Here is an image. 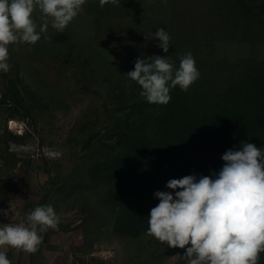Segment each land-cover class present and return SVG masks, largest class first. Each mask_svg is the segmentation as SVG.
Masks as SVG:
<instances>
[{"label":"rangeland","instance_id":"rangeland-1","mask_svg":"<svg viewBox=\"0 0 264 264\" xmlns=\"http://www.w3.org/2000/svg\"><path fill=\"white\" fill-rule=\"evenodd\" d=\"M41 16L32 14L37 31ZM161 27L167 53L148 39ZM188 52L199 79L187 92L172 88L167 104L148 103L126 75L138 58L167 57L178 68ZM8 64L0 71V209L8 212L0 224L50 205L58 226L41 233L43 242L73 264H187L185 249L147 234L154 193L170 190L128 158L173 155L161 139L167 119L171 134L213 144L206 122L229 116L234 92L264 75V0H86L62 32L49 19L36 44L10 45Z\"/></svg>","mask_w":264,"mask_h":264},{"label":"clouds","instance_id":"clouds-1","mask_svg":"<svg viewBox=\"0 0 264 264\" xmlns=\"http://www.w3.org/2000/svg\"><path fill=\"white\" fill-rule=\"evenodd\" d=\"M85 3L0 0V71H9L10 45L36 44L49 19L62 32ZM106 3L118 5L119 0H100L101 6ZM37 9L43 20L39 31L32 18ZM148 39H158L157 46L168 52L171 37L164 28L148 34ZM126 75L140 86V95L148 103L167 104L172 88L187 92L200 72L188 52L180 57L178 68L167 57L138 58ZM221 159L224 163L218 172L170 179L166 188L171 191L154 193L159 203L148 215L147 234L167 247L185 249L182 257L187 264H258L264 252V149L241 141L239 150H226ZM0 213L8 215L3 209ZM57 226L54 208L37 206L24 222L0 224V249L8 246L34 254L43 242L41 233ZM0 264H12L4 250H0Z\"/></svg>","mask_w":264,"mask_h":264},{"label":"trees","instance_id":"trees-1","mask_svg":"<svg viewBox=\"0 0 264 264\" xmlns=\"http://www.w3.org/2000/svg\"><path fill=\"white\" fill-rule=\"evenodd\" d=\"M226 109L229 110V116L220 115L217 122L209 125V121L206 122V128L217 132V135H211L213 144L210 141L201 143L195 138L186 139L171 134L167 119L163 122L165 133L161 139L173 155L155 158L153 152L147 155L136 152L128 159L133 161L136 170L146 166L153 171L158 182L162 180L160 186L166 187L170 179L218 172L224 163L222 154L229 149L239 150L241 141L264 149V75L242 90H236ZM172 145L176 146L174 150ZM184 145L186 149L182 147Z\"/></svg>","mask_w":264,"mask_h":264},{"label":"crops","instance_id":"crops-1","mask_svg":"<svg viewBox=\"0 0 264 264\" xmlns=\"http://www.w3.org/2000/svg\"><path fill=\"white\" fill-rule=\"evenodd\" d=\"M54 244L42 242L38 251L34 254L25 253L23 251H16L11 253L8 251V246H4L7 257L12 264H73L69 255H62V253H55Z\"/></svg>","mask_w":264,"mask_h":264},{"label":"bare ground","instance_id":"bare-ground-1","mask_svg":"<svg viewBox=\"0 0 264 264\" xmlns=\"http://www.w3.org/2000/svg\"><path fill=\"white\" fill-rule=\"evenodd\" d=\"M14 125V124H13Z\"/></svg>","mask_w":264,"mask_h":264}]
</instances>
